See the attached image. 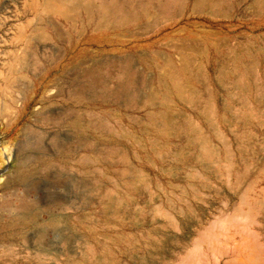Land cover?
Returning <instances> with one entry per match:
<instances>
[{
  "label": "rangeland",
  "instance_id": "rangeland-1",
  "mask_svg": "<svg viewBox=\"0 0 264 264\" xmlns=\"http://www.w3.org/2000/svg\"><path fill=\"white\" fill-rule=\"evenodd\" d=\"M54 1L0 0V264H264V0Z\"/></svg>",
  "mask_w": 264,
  "mask_h": 264
},
{
  "label": "bare ground",
  "instance_id": "bare-ground-1",
  "mask_svg": "<svg viewBox=\"0 0 264 264\" xmlns=\"http://www.w3.org/2000/svg\"><path fill=\"white\" fill-rule=\"evenodd\" d=\"M68 1H69V4L68 3L65 4L62 2V0L61 1L56 0L53 3L47 4L45 10H47V12L49 11V13L50 11H52L54 12V14L64 17V19L69 18L71 13L77 14L81 11L88 12L89 14L91 13V15L92 13L95 12L101 16H104V17L106 16L110 19H115V20L122 19L128 16L127 14H129V12L123 9L116 0H112L111 3H107V4H104V3L95 4L93 0H68ZM77 128L79 129L78 126L75 129ZM1 158H3L2 153H0V164H1ZM41 169H42V166H41ZM22 176H23V173L18 172V177L22 178ZM33 220H34V216L33 214L31 215V213L17 214L13 219L9 221L8 227H10L11 229L16 228L18 231H20V230L25 229L29 223L33 222ZM44 226L49 227V220L47 224Z\"/></svg>",
  "mask_w": 264,
  "mask_h": 264
}]
</instances>
